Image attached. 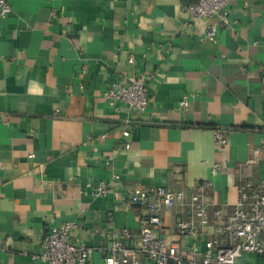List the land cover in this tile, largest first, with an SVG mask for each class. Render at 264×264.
I'll return each instance as SVG.
<instances>
[{"label": "crops", "instance_id": "0c3cea01", "mask_svg": "<svg viewBox=\"0 0 264 264\" xmlns=\"http://www.w3.org/2000/svg\"><path fill=\"white\" fill-rule=\"evenodd\" d=\"M8 1L11 13L0 17V264H40L32 257L49 228L66 222L76 225L74 241L96 248L89 264H104L102 231L127 229L135 246L143 211L85 196L86 183L118 176L127 194L139 186L188 193L217 162L206 199L226 216L239 181L264 176L263 162L245 165L264 139V0L231 2L214 41L204 34L216 20L182 27L181 9L194 0ZM138 75L147 109L109 107L102 91ZM125 120L133 122L127 139ZM215 128L232 130L226 146L214 145ZM161 218L164 237L182 250L215 237L177 235L175 222L192 219L187 206ZM241 262L264 259L244 254Z\"/></svg>", "mask_w": 264, "mask_h": 264}, {"label": "built area", "instance_id": "2783aa9c", "mask_svg": "<svg viewBox=\"0 0 264 264\" xmlns=\"http://www.w3.org/2000/svg\"><path fill=\"white\" fill-rule=\"evenodd\" d=\"M235 0H194L182 7L181 13L186 20L183 28L198 20H216L207 27L205 38L214 41L220 28L229 25L228 5ZM11 13L8 0H0V17ZM131 61V60H130ZM108 106L118 111L125 106L130 112L142 113L147 109L149 94L146 78L142 75L131 76L121 83H115L102 91ZM188 98L183 97L179 106L186 107ZM135 123V122H134ZM133 122L124 121L121 135L127 139L129 126ZM230 129L212 130L216 147L227 145ZM129 148V144L124 146ZM264 163V139L253 149L245 162L247 166ZM2 165L0 164V169ZM221 165L212 164L210 178L196 184L188 193L177 188L136 187L127 194L119 183V177L95 184H84L85 196L118 200L121 206L135 207L143 211L139 217L140 239L135 246L128 244L130 233L127 229L102 231L99 236L106 247L104 264H246L241 262L244 254L256 255L264 259V176L257 181L241 180L237 185V200L230 212L223 216L221 208L211 210L206 192L213 188ZM175 206H187L192 219H179L175 222V232L179 237L215 234L200 249L191 244L186 250L167 241L162 228V214ZM76 228L74 222H66L49 228L42 241V253L32 260L40 264H89L96 248L74 241L71 233Z\"/></svg>", "mask_w": 264, "mask_h": 264}]
</instances>
